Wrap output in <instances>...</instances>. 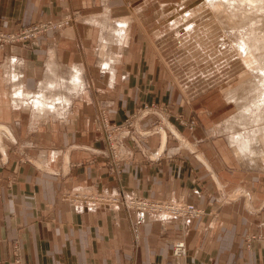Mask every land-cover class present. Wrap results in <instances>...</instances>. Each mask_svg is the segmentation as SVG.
Masks as SVG:
<instances>
[{
  "label": "crops",
  "instance_id": "0c3cea01",
  "mask_svg": "<svg viewBox=\"0 0 264 264\" xmlns=\"http://www.w3.org/2000/svg\"><path fill=\"white\" fill-rule=\"evenodd\" d=\"M119 4L0 0L6 32L73 17L64 29L28 45L0 44V264L11 263L16 253L27 264H264V162H244L227 138L212 133L215 122L232 114L227 106L215 108L207 90L190 92L194 102H186L175 87V80L184 82L181 69H173L174 80L152 55L151 17L120 12ZM122 18L130 20L129 37L109 72L103 63L113 57L99 60L103 37ZM108 41V49L119 53ZM161 42L154 44L165 50ZM76 71L79 89L71 83ZM42 95L57 100L56 111L35 108ZM151 103L196 113L201 126L195 131L173 125L194 150L167 132L166 145L161 134L137 146L126 140L131 160L110 166L101 154L100 119L121 124ZM79 190L121 201H185L203 215L162 221L122 203L91 209L64 200L66 192ZM180 242L188 252L178 258L173 245Z\"/></svg>",
  "mask_w": 264,
  "mask_h": 264
},
{
  "label": "rangeland",
  "instance_id": "374dc122",
  "mask_svg": "<svg viewBox=\"0 0 264 264\" xmlns=\"http://www.w3.org/2000/svg\"><path fill=\"white\" fill-rule=\"evenodd\" d=\"M119 3L118 10L120 12L126 11L129 14L134 12L135 15H139L140 12L145 11L151 17V32H154L150 38L152 55L161 63V66H166L169 75L174 80L173 69H181L180 74H182L184 82L179 84L175 80L176 86H174L182 93L186 102L193 101L192 95L195 92L207 90L206 94L214 93L212 96L210 94L209 98L214 99L215 108L227 106L226 113L232 114L226 120L221 121L215 117V121H219L215 122L212 133L214 131L221 135L220 137L227 138L234 154L244 162L250 164L264 162L263 159H255L254 155L243 152L244 144H247L251 148V152L264 153V0H119ZM72 18L65 16L59 21L47 20L33 23L15 32L1 30L6 34H20L24 29L42 24L44 27L40 28L36 37L23 41V45H28L50 31L64 29L72 21ZM107 21L109 20L107 19ZM114 22L116 30L114 31L112 28L111 34H108V37H103L104 46L102 55L99 56V60L102 59L104 62L111 59V56L113 57L108 61V64L103 63V65L107 64L109 68H105L104 65L102 69L109 72L111 63L120 60L124 51L122 47L127 44L130 31L129 19L122 18L114 20ZM121 23L127 25L124 42L120 41L122 38L118 36L119 34L117 35V31L122 29V26L119 25ZM110 39L119 48V53H113L108 49V40ZM159 40H162L161 44H163V48H166L165 50H159L155 46ZM19 42L22 44V41ZM19 42L8 38L6 41L1 40L0 44H19ZM195 88L196 90H194ZM206 94L200 96H207ZM217 102H222L221 106ZM35 107L37 108V106ZM195 114L188 116L184 108L177 112L168 106L156 107L151 103L141 106L121 124L113 123L107 116H103L100 119L102 130H99V133L105 139L106 147L101 154L110 162V166L112 164L119 166L125 163H115L111 157L106 156L109 155L107 152L109 143L108 132L105 131L104 125L110 122L125 126L128 121L133 123V127L128 129L130 134L123 137L122 147L117 143L115 145L120 155L125 159L128 157L126 140H130L137 146L139 140L149 139L154 135L161 134V139H163V133H165L168 138L167 132H169V138L179 142L182 148L194 150L189 141L173 125L181 129L195 131L201 126ZM145 121H151V126L147 128L148 130H141V125ZM198 155L202 157L200 154ZM200 159L203 160V158ZM129 160L131 159L126 161ZM78 192L89 198L90 202V193L86 190ZM109 195L105 194L104 197L110 198L112 203L126 204V200L123 202L115 195ZM65 196H67V192ZM112 199H115V202ZM131 199L135 200V198H127V200ZM68 200L70 201V199ZM148 201L151 203L165 202L166 206L168 204L171 205V209L174 208L173 211L178 210L177 207H182L175 206L181 203L193 205L200 213L199 218L203 215V210L185 201ZM72 204L77 203L72 202ZM186 212L190 215L189 210ZM150 214L157 220H171V217L165 215L166 213H160L159 208ZM183 219L186 220L188 217L181 220ZM184 247L186 246L184 245Z\"/></svg>",
  "mask_w": 264,
  "mask_h": 264
},
{
  "label": "built area",
  "instance_id": "2783aa9c",
  "mask_svg": "<svg viewBox=\"0 0 264 264\" xmlns=\"http://www.w3.org/2000/svg\"><path fill=\"white\" fill-rule=\"evenodd\" d=\"M44 26L42 24L40 25H35L32 27H29L27 29H24L23 32H21L20 34H6L4 33L1 29H0V41H6L8 38H10V40H17L19 41H24L25 39H30L31 37H36L39 33L40 28H43ZM131 121V120H130ZM133 127V123L129 122L125 125V126H119L116 124H111L110 122L105 123L104 125V129L105 131L108 132V143H109V148L107 150V152L109 153V155H106L107 157H111V159L115 162V163H122V162H126L127 159H125L124 157H122L120 155V153L117 150V147L115 146L116 143H118L121 147L124 144L123 141V137L127 136L130 134V130ZM82 193L75 191V192H67V196H64V200L66 202H74V203H83L84 205H86V207L94 209V208H103V207H107V208H112L115 209L114 204L111 202L110 198L104 197L102 195V193H97L96 195L93 194H89L90 196V202H89V198H86L82 195H80ZM86 194V193H84ZM66 195V194H65ZM93 195V196H92ZM70 199V201L68 200ZM126 200V204H124L127 207L130 208H134L137 209L139 211H143V212H147V213H152L153 211H155L157 208H159L160 213H166L165 215H168V217H171V221H176V219H182V218H199L200 213L198 210L195 209L194 206L192 205H188L185 203H181L175 206H182V207H177L178 210L173 211L172 208L171 209V205L166 206V204H164L165 202H160V203H151L149 202L147 199H141L139 197L131 200ZM70 202V203H71ZM155 204H159V205H155ZM163 204V205H161ZM167 207V208H166ZM187 210L190 211V215L187 214ZM193 211V212H191ZM196 212V213H195ZM187 248L184 247V243L180 242L179 244L176 243L175 245H173V255L176 257H184L187 255ZM15 259L8 264H27L24 263L20 257L19 254L16 253L15 254Z\"/></svg>",
  "mask_w": 264,
  "mask_h": 264
},
{
  "label": "bare ground",
  "instance_id": "6f19581e",
  "mask_svg": "<svg viewBox=\"0 0 264 264\" xmlns=\"http://www.w3.org/2000/svg\"><path fill=\"white\" fill-rule=\"evenodd\" d=\"M126 23H121V24H119L120 26H122V29L121 30H119V31H117V35L120 37V38H122L120 41H122L123 40V42H124V40H125V38H126V35H127V30H126V27H127V25H125ZM47 31V30H46ZM245 47V46H244ZM242 49H244L243 47H242ZM246 50V49H245ZM244 50V51H245ZM243 51V50H242ZM246 54V53H245ZM105 65V68H109V66L107 65V64H104ZM103 65V66H104ZM82 79H81V77H80V75L76 72V76L74 77V79L71 81V83L73 84L72 86L73 87H76L77 89H79V88H82V81H81ZM50 87H51V89L52 88H56L57 86L55 85V84H51L50 85ZM18 94H20V93H18ZM19 96V95H18ZM57 99V98H56ZM35 100L36 101H34L35 102V106H37V109L40 111V113L41 112H43V113H41V114H44L45 112H54V110H55V103L57 102V100H47V98L45 97V96H38V98L36 99L35 98ZM60 100V98L58 99V101ZM55 101V102H54ZM64 101V100H63ZM61 102L62 101H60L59 103L61 104ZM65 102V101H64ZM64 102H63V104H64ZM57 104V103H56ZM62 106V105H61ZM36 108V107H35ZM56 111V110H55ZM5 130V129H4ZM3 131V130H2ZM0 132H1V130H0ZM175 132V131H174ZM176 134H178L177 132H175ZM166 139H167V136H166V134L165 133H163V141H164V144L166 143ZM235 139V138H234ZM117 145H118V143H117ZM166 145V144H165ZM243 152L245 153H250V154H252V155H254L257 159H259V160H262L263 158H264V153H253V152H251V148L249 147V145H247V144H244V148H243ZM255 158V159H256ZM114 202H115V199H112ZM155 203H160L159 201L158 202H155ZM155 205H159V204H155ZM193 206V205H192Z\"/></svg>",
  "mask_w": 264,
  "mask_h": 264
}]
</instances>
